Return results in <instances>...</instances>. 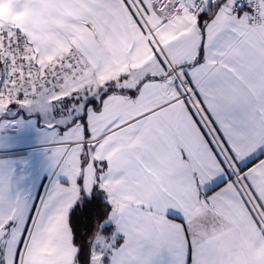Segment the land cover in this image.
Listing matches in <instances>:
<instances>
[{"label": "snow or ice", "instance_id": "obj_1", "mask_svg": "<svg viewBox=\"0 0 264 264\" xmlns=\"http://www.w3.org/2000/svg\"><path fill=\"white\" fill-rule=\"evenodd\" d=\"M0 264H264V0H0Z\"/></svg>", "mask_w": 264, "mask_h": 264}, {"label": "crops", "instance_id": "obj_2", "mask_svg": "<svg viewBox=\"0 0 264 264\" xmlns=\"http://www.w3.org/2000/svg\"><path fill=\"white\" fill-rule=\"evenodd\" d=\"M7 11V5L4 8H0V15H4Z\"/></svg>", "mask_w": 264, "mask_h": 264}]
</instances>
